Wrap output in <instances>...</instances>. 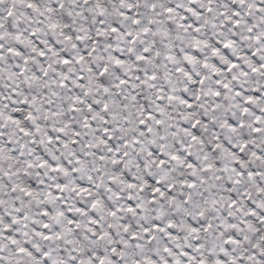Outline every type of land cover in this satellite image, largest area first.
Wrapping results in <instances>:
<instances>
[{
    "label": "snow or ice",
    "instance_id": "obj_1",
    "mask_svg": "<svg viewBox=\"0 0 264 264\" xmlns=\"http://www.w3.org/2000/svg\"><path fill=\"white\" fill-rule=\"evenodd\" d=\"M0 264H264V0H0Z\"/></svg>",
    "mask_w": 264,
    "mask_h": 264
}]
</instances>
